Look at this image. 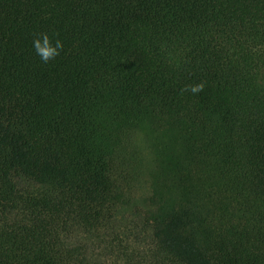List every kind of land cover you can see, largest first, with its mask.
Masks as SVG:
<instances>
[{"label":"trees","instance_id":"obj_1","mask_svg":"<svg viewBox=\"0 0 264 264\" xmlns=\"http://www.w3.org/2000/svg\"><path fill=\"white\" fill-rule=\"evenodd\" d=\"M0 264H264V0H0Z\"/></svg>","mask_w":264,"mask_h":264},{"label":"clouds","instance_id":"obj_2","mask_svg":"<svg viewBox=\"0 0 264 264\" xmlns=\"http://www.w3.org/2000/svg\"><path fill=\"white\" fill-rule=\"evenodd\" d=\"M59 47H61L59 42H57L55 47H52L47 36L44 37L43 42H34V48H36L37 54L45 61L52 58L54 55H57Z\"/></svg>","mask_w":264,"mask_h":264}]
</instances>
